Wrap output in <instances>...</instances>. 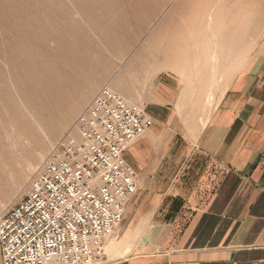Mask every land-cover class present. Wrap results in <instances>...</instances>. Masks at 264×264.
<instances>
[{
    "label": "crops",
    "instance_id": "0c3cea01",
    "mask_svg": "<svg viewBox=\"0 0 264 264\" xmlns=\"http://www.w3.org/2000/svg\"><path fill=\"white\" fill-rule=\"evenodd\" d=\"M229 1L212 40L183 30L179 47L96 81L153 121L124 152L138 191L118 257L96 264H264V2Z\"/></svg>",
    "mask_w": 264,
    "mask_h": 264
},
{
    "label": "built area",
    "instance_id": "2783aa9c",
    "mask_svg": "<svg viewBox=\"0 0 264 264\" xmlns=\"http://www.w3.org/2000/svg\"><path fill=\"white\" fill-rule=\"evenodd\" d=\"M152 119L109 88L79 116L81 140L62 139L30 190L0 218L1 264H96L138 191L125 150Z\"/></svg>",
    "mask_w": 264,
    "mask_h": 264
},
{
    "label": "rangeland",
    "instance_id": "374dc122",
    "mask_svg": "<svg viewBox=\"0 0 264 264\" xmlns=\"http://www.w3.org/2000/svg\"><path fill=\"white\" fill-rule=\"evenodd\" d=\"M204 1L205 3L208 2L206 0L201 2L202 4L199 5L201 14L197 17L192 15V11L189 10L190 7L187 4L189 3L187 0L185 2H182V0L81 1L84 7L86 9L88 8L87 10H92L90 12L79 11L73 3L68 0V6L71 11L69 15L65 16L62 24L66 23L72 25L76 30L78 29L77 31L86 34L88 36L85 40L86 44L84 43L86 47L85 45H83L84 47L74 46V49L69 50L70 48L68 47L71 45L67 44L66 40H59L58 42L50 41L47 43V47L49 51H53L55 58V75L58 66H61L63 70H68L70 74L73 72L70 70L71 68L76 70L74 74L76 90H74V94H71L73 100L67 99V102L65 98H62L63 93L61 91V85L57 86V92L59 94V99L57 100L60 101L61 99V105L59 104L56 109L60 113V117L63 118L59 121L62 130L60 129V131L54 135L50 134L49 131H45L46 134L39 131V140L41 139L39 145L38 142L35 143V141L29 140L25 136H21L13 126L9 123V125L7 124V122H9V115L7 114L5 106L0 102L1 134L10 141H17L18 144V148L14 149V152H17V154L14 155L12 159L11 169L7 175L8 180L6 178L0 183V218L11 206L19 202L25 194H27L38 168L62 139L71 136L78 141L81 140L79 132L75 129L76 122L83 111L90 105L96 94L100 90L108 88L101 87L96 90L95 84L102 75L108 74L111 67H115L116 65L122 67L126 63L131 62L133 58H156L162 55L160 52L163 54L165 53L164 48L166 47H179L180 44L177 45L175 43L181 42V31L183 30L189 31L194 40L196 31L201 30L202 32L203 30L204 40H212L213 32L212 29L209 30L207 26L209 16L207 19L206 14L210 13V8H204L210 6L209 3H203ZM216 1L218 2L220 0ZM216 1L209 0L211 5H213L212 3L216 5ZM222 1L223 4L229 3V0ZM233 2H235V0H233ZM241 2H243V0L238 1V5ZM98 8H103V10ZM223 13L222 15H225L223 19V24L225 26L227 25L225 22L228 21V13L227 11ZM196 17L199 20L198 25L191 24L190 26L187 24L189 19V21L193 23ZM200 21L203 23L202 26L199 24ZM223 24L221 25L224 29L225 27ZM196 26L198 27L196 28ZM206 28L208 29L206 30ZM102 29H106L108 32L101 36L103 33H101L100 30ZM160 29L164 30L162 33L157 34ZM157 35H159V38H157ZM156 39H159L158 41H160V44H155L157 42ZM98 55V58L101 59L95 57ZM69 61H72L70 66L68 63ZM76 65H78V68H76ZM5 67L6 69H10L7 65ZM85 70L87 71L84 73ZM77 75H79V78ZM11 88L13 92H15V86L12 85ZM80 100H82L80 103L81 105L79 104L75 107L76 111L72 116L62 115L71 113L72 108L68 107V105L76 104ZM1 126L4 127V130L6 128V130L4 131ZM118 236L119 230L106 239L104 245L105 256L102 259L108 256L110 260H115L118 257V245L120 246L122 242V240L118 239ZM102 259L99 261H102Z\"/></svg>",
    "mask_w": 264,
    "mask_h": 264
},
{
    "label": "bare ground",
    "instance_id": "6f19581e",
    "mask_svg": "<svg viewBox=\"0 0 264 264\" xmlns=\"http://www.w3.org/2000/svg\"><path fill=\"white\" fill-rule=\"evenodd\" d=\"M69 1L72 2L73 5L79 11L80 10L83 12L92 11V10H87L88 8L86 9L84 7L83 3L81 2L84 0H69ZM185 1L186 0H182V2ZM202 1L203 0H187V2H189L187 4L190 7L189 10L192 11L191 12L192 15L198 17L199 14H201L199 5L202 4L201 3ZM206 1H208L207 3H209L210 6V7L208 6L204 7L206 9L210 8L209 10L210 13L209 14L206 13L207 19L209 16V20L208 21L206 20L209 30L216 29L220 26H221L220 30H222L223 28L221 24H223L224 22L223 19L225 16V15L223 16L222 14H224L223 12L226 11L228 13L229 9L231 10L229 3L223 4L222 0L218 1L219 2L218 3L215 0L216 5L215 3H212L213 5H211L210 4L211 2H209V0ZM238 1H235V4H238ZM203 3H205V1ZM68 5H69L68 0H0V33H1L0 34V85H1L0 102L2 105L5 106L7 114L9 115L8 118L9 122L6 121L7 124L9 123L11 126H13L17 131V133L21 134V136L23 135L27 139L35 141V143L38 142V145L41 140V139L39 140L40 137L39 131L42 133L43 132L45 133V131H49L50 134L54 135L55 133H58L60 129L62 130L59 121L62 120L63 118L60 117V113L56 109L59 104L61 105L60 103L61 99L60 101L57 100L59 99L57 86L61 85V91L63 93L62 98H65L66 101L67 99L73 98L71 97V94L72 93L74 94V90H76V85H75L76 82L74 78V74L76 73L75 72L76 70H74V68L70 69L71 71H73L72 72L73 74L71 73L72 74L71 76L68 70L65 69L66 70L65 71L61 66H58L59 68L57 67L56 75H55L54 73L55 58L53 55V51L48 50L47 43H49L50 41L58 42L59 40H64V41L66 40L67 44L71 45L68 47L70 48L69 50H72L75 48L74 46L85 45L86 44L85 40L88 38L86 34L77 31L78 29L76 30L72 25H68L66 23L62 24V22H64L65 16L69 15L71 11ZM256 6H258V4ZM234 7H236V5ZM248 8L245 7L244 9H248ZM98 9L103 10V8H98ZM239 13L238 15H240ZM233 14L235 16V12ZM227 15L230 16L229 14ZM197 17L195 19L196 21L194 20L193 23L190 22L189 19L187 21V24H189L190 26L191 24L198 25L199 20ZM243 18L241 17V19ZM248 20H246L247 21L246 23H248ZM200 22L199 24H201L202 26L203 23ZM225 24L228 25L227 22H225ZM197 27L198 26H196V28ZM224 27L227 30L226 26ZM208 28H206V30ZM100 32L103 33L101 34L102 36L104 35V33H107L108 31H106V29H102L100 30ZM219 32L220 31H218L217 33L218 35ZM217 34L215 35V40L217 39L216 37H218ZM234 37L236 36L234 35ZM237 37H236L237 39L236 42L240 40V38L238 37L239 38L238 39ZM222 41H224V38H222ZM243 41L244 40H242V42ZM234 45H235V41H234ZM95 57L97 59H101L98 58L99 55ZM71 62L72 61L68 62L69 66ZM6 65L9 66L10 69H6L5 67ZM76 68H78V65H76ZM86 71L87 70H85L84 73ZM78 76L79 75H77V77ZM12 85L15 86V92H13L11 88ZM81 101L82 100L78 101L76 104L73 105H68V107L72 108V112L65 113L62 115L72 116L73 113H75L76 111L75 107H77L81 103ZM1 128L4 130V127L1 126ZM15 148H18L17 141H10L9 139L4 138L1 134V129H0V183L7 178V175L10 172L12 159L14 155L17 154V152H14Z\"/></svg>",
    "mask_w": 264,
    "mask_h": 264
}]
</instances>
